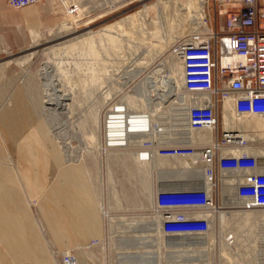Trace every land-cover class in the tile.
<instances>
[{
    "label": "built area",
    "instance_id": "2783aa9c",
    "mask_svg": "<svg viewBox=\"0 0 264 264\" xmlns=\"http://www.w3.org/2000/svg\"><path fill=\"white\" fill-rule=\"evenodd\" d=\"M3 1L23 8L43 0ZM130 2L102 4L120 9ZM67 7L76 13L79 3ZM201 11L203 22L178 35L165 59L181 65L184 125L157 126L151 112L128 108L123 97H110L104 108L103 152L118 154L110 162L121 173L116 183L106 179V196L117 194L122 212L155 218L138 225L144 230L137 237L112 221L106 206L115 264H264V222L221 220L222 213L264 212V0H206ZM154 158L174 164L153 169L148 191L136 164ZM56 264H78L76 250L59 253Z\"/></svg>",
    "mask_w": 264,
    "mask_h": 264
},
{
    "label": "rangeland",
    "instance_id": "374dc122",
    "mask_svg": "<svg viewBox=\"0 0 264 264\" xmlns=\"http://www.w3.org/2000/svg\"><path fill=\"white\" fill-rule=\"evenodd\" d=\"M63 1H68L69 3L70 0H43L41 3L28 6V8L38 16V18L34 21V24H36L34 28L38 32L37 36L32 37L29 30L25 29L24 32L16 36L0 40V62L5 60L10 61L0 70V129L2 131H7L8 135H15L24 129L22 128L23 124L30 120L33 116L43 119L47 122L55 140L61 147L65 159H67L66 153L62 144L59 142L60 140L55 134L51 122L48 117L43 114L41 109L42 105L46 101L44 96L46 92L43 88L49 86V79H47V76L42 74L41 65L45 60L50 61L58 73L60 84L64 85V87L68 89L67 91L70 93L72 98H74L73 104L70 103L72 104L73 113L69 118V129L66 133H68L70 140H72L73 147L75 148L73 155H78V159L76 158L75 161L82 162L87 166V163L83 158L84 154H88L87 157H91V171L88 166L87 169L92 183L97 191L98 199L104 204V206L111 207L110 214H113L115 217L123 216L130 219L134 217L131 215H137L136 213L142 212H135L133 211V208H131L130 211L122 212L119 207V203L116 201L118 198L115 200L113 198L117 196V194L110 200H108V197L106 196L105 185L106 179H109L108 176H110L111 180L115 183L118 182L121 177L118 165L110 162L111 157L117 156L118 154L112 153L111 157L107 159V156L105 153V155L103 154V151L98 153L97 149L94 148V144L89 137L91 125L93 124L91 120L92 110L99 103H102L103 101L106 102H103V108L101 109V123L104 108L110 98L109 97L104 100L106 94H102V88L105 84L108 85V90H111V98L114 96L123 97L128 102L130 94L136 91L137 85H134L138 82L139 78H142L156 63L166 59L168 46L173 39L179 35V33H176L177 31H180L179 27H182L185 24H190V26H192V15L195 12H200V10L194 9L191 13H187L186 15L185 11L187 9L185 7L179 11L176 6L170 5L165 9L160 8L158 13H156L155 8L153 7L145 16L144 26L140 25L139 22L136 23L135 26H128V34H122L117 31L111 32L112 35L119 39L120 46L117 47L115 46V42H111L107 39L108 35L105 33L109 32L108 30H103L106 25L113 23L135 11L141 10V12H144L145 7L150 6L157 0H130L131 2L129 4L120 9L104 5L98 0H78L80 6L75 15L79 16L72 21L73 23L70 21L71 24L69 22L66 27L62 24L65 22L64 19L66 16V5ZM180 1L187 3V0ZM0 7L14 10L17 13L23 12V8L11 7L3 0H0ZM11 17H13V15L8 18L11 19ZM16 18H18V16H16ZM0 30L8 33L9 30H11V26L0 25ZM174 31L177 36L175 34L172 36L175 38L170 35ZM90 32L91 34L94 33L93 45L95 52L92 53L90 48L83 46L81 42L77 43L75 48L71 49L70 46L73 42L79 41L82 38L81 36L86 33L89 34ZM130 34H136L137 37L142 39L140 42H138V39L134 41L135 46H139L138 49L136 47V52L133 49L131 41H126L128 39L133 40L131 36H129ZM77 35L81 36L77 37ZM34 38L40 42L39 45L33 46L32 42ZM120 39H123V41ZM167 40L171 42H168ZM158 41H164L166 43V48H163L164 50H162V52H160L156 57L157 59L155 58L156 60L154 59L151 65L145 69L146 71L142 72L139 77L134 79L132 84L124 87V73L126 70L130 69L129 65L132 64V60L134 58L142 60L140 56H146V58L154 56L155 54L153 53L155 52H152L151 50L152 45L157 44ZM50 45L58 48L55 54L49 53L48 50L50 49ZM43 47L46 48L42 50ZM125 49L127 51H125ZM34 50H36L34 55H32L31 58L25 62L19 63L15 60L17 57ZM131 50H134V54L131 53ZM45 51L48 52V58ZM148 51L150 54H148ZM127 53L130 58H128ZM126 58H128V61ZM177 63L180 64L178 61ZM44 82L47 84L44 85ZM108 90L106 93H108ZM138 98L137 101L136 98H134V105L137 109H140L139 103H142V101ZM172 104L173 103L167 104L163 112L161 111L160 114L162 120L172 122L169 118L173 112L170 109V105ZM174 113H177V111H174ZM177 115L174 116L176 117ZM175 120L177 121L178 119ZM246 121L245 124H248ZM177 123L183 122H176V125H178ZM83 150L86 151V153L82 152ZM88 150L90 154L87 152ZM80 154L82 155L80 156ZM129 155L133 156L131 153H129ZM73 159L74 158L67 160L71 162L74 161ZM108 160L109 162H107ZM156 160L160 162L161 167H164L165 164H174V162L162 159ZM138 166L139 165L136 164V167L141 170ZM92 171L96 176L94 180L92 177ZM152 172L144 173L146 187L148 184L151 185ZM139 199H145V196L140 197ZM148 204L150 203H146V205ZM133 205L136 206V204ZM30 206L33 214L37 217L35 202H31ZM109 223L113 224L111 221H109ZM107 234L108 231L106 236ZM106 236L104 243H100L98 246L96 245L92 247H87L88 243L83 244V246H85V250L81 251L93 258L98 264H115L110 259L113 258L111 255L114 254V248L111 241L109 243V239ZM78 247L80 246H68L66 248L59 249L50 243L48 244V249L53 257L54 264L57 262L59 253ZM126 248L129 247L127 246ZM129 250L134 249L129 248ZM4 264L10 263L8 262Z\"/></svg>",
    "mask_w": 264,
    "mask_h": 264
},
{
    "label": "crops",
    "instance_id": "0c3cea01",
    "mask_svg": "<svg viewBox=\"0 0 264 264\" xmlns=\"http://www.w3.org/2000/svg\"><path fill=\"white\" fill-rule=\"evenodd\" d=\"M65 10L67 13V6ZM37 18L28 7L22 13L0 7V25L11 26L8 33L0 30V40L25 29L37 36ZM32 44L40 42L34 38ZM35 51L15 60L23 63ZM9 62L0 63L5 67ZM41 109L45 114L44 104ZM35 118L26 121L15 135L0 129V264H54L49 243L59 249L81 246L105 237L107 231L87 166L65 159L47 122ZM33 201L37 217L30 206ZM75 249L78 264H98L80 247Z\"/></svg>",
    "mask_w": 264,
    "mask_h": 264
},
{
    "label": "bare ground",
    "instance_id": "6f19581e",
    "mask_svg": "<svg viewBox=\"0 0 264 264\" xmlns=\"http://www.w3.org/2000/svg\"><path fill=\"white\" fill-rule=\"evenodd\" d=\"M71 1L77 2L78 0H70L69 2H71ZM78 3H79V1H78ZM102 3H105V0H102ZM68 4H69L68 1H66V6H68ZM170 5L176 6L179 11L185 7L187 9L185 11L186 15H187V13L188 14L191 13L194 9H198L201 11L202 6H203V0H187V3H184L180 0H157L156 2L151 4L150 6L145 7L144 12H141V10L135 11V12L130 13L127 16H125V17H123V18H121V19H119L113 23L107 24L106 27L103 29V30H108V32H109V33H105L106 35H108L107 39L110 40L111 42H115V46H117V47L120 46L119 39L117 37H115L114 35H112L111 32L117 31V32H121L122 34H128L127 33L128 32L127 31L128 26L129 27L135 26L136 23H138V22L140 23V25L144 26L145 16H146V14H148V12L151 10V8L154 7L156 10V13H158L160 8L165 9V8H168ZM23 8H26V7H23ZM66 14L67 15L64 19L65 22L62 23L64 27H66V25H68V23L70 21L71 22L74 21L75 18H78L77 16H79V15H75L76 13H70V9L68 7H67V13ZM166 15H168V14H166ZM192 16H193V20H192L193 25L190 26V24H185L182 27H179L180 31H177L176 32L177 34L179 33V35H181V34L186 33V31H188V30L190 31V29L193 28L195 22L196 23L197 22L198 23L203 22V20H202L203 13L202 12H198V13L195 12V13H193ZM71 22H70V24H71ZM176 33H175V31L172 32L170 34L171 37H174V36H172L174 34L177 36ZM81 35H82V33H81ZM81 35H77V37H80ZM129 36H131V38L133 40L128 39L126 41H131L133 49L136 52L137 51L136 47L138 49L139 46H135L134 41H136V39H138L139 40L138 42H140L142 39L137 37L136 34L135 35L130 34ZM81 37L82 38L79 41L73 42L71 44V46H70L71 49L75 48V45L77 43L81 42L83 44V46L89 47L92 53L95 52V48L93 45L94 33L93 34H91V32L89 34L86 33L85 35H83ZM171 39H173V38H171ZM171 39H169V40H171ZM120 40L123 41V39H120ZM169 40H167V41L171 42ZM165 46H166V43L164 41H158L157 44L152 45V49L150 48L152 50V52H155V53H153V54H155L154 56H152L150 58L149 57L146 58V56H143V57L140 56V58L142 60H138V59L134 58L132 60V64L129 65L130 69L126 70L124 73L125 74L124 75L125 80H124L123 86L124 87L129 86V84H132V81L134 79L139 77V75H141L142 72L146 71L145 69H147L151 65L153 60L158 56V54L166 48ZM52 47H53V45H50L49 46L50 49L48 51L51 54H55V52L57 51L58 48L57 47L52 48ZM134 50H131V53H133ZM125 51H127V50L125 49ZM133 54H132V56H133ZM148 54H150L149 51H148ZM127 55H128V53H127ZM127 55H126V57H127ZM128 58H130L129 55H128ZM128 58H126L127 61H128ZM168 61H169V65L166 64L165 59L156 63L151 69H149L147 71V73L142 78H139L138 82L134 85V86L137 85L136 91L132 92V94H130L129 101L127 102L125 100V102H126L128 108H136L137 109V107H135V105H134L135 104L134 98H136V101H137V98L139 97L140 100L142 101V103H139L140 110L145 111V112H151V114L153 115L152 119L154 120V123L157 124V126H162L164 128H166L168 126H172L174 129L175 128L174 126H177L178 128H180L181 126L184 125V121H183L184 120V115H183L184 111L180 106L181 98L179 96V93H177L178 92L177 90L181 88V66L174 59L168 58ZM3 66H4V64L0 63V70L3 68ZM42 74L44 76H47V79H49L48 80L49 86L44 87V91L46 92V94H45V100L46 101L44 103L45 115L48 117L49 121L51 122L52 127L55 131V134L58 137V139L60 140L59 142L62 144V147L66 153L67 158L68 159H71V158L76 159L78 155H75V154L73 155L75 148L73 147L72 140H70L68 133H66L67 130L69 129L68 128L69 127L68 124L70 121L69 118H70L71 114L73 113L72 104H73L74 98H72L70 93L67 91L68 89H66L64 87V85L60 84V81L58 78V73L56 72L54 66L50 63V61H46L43 63ZM45 84H47V83L44 82V85ZM134 86H133V88H134ZM109 97H111V90L110 89L108 90V93H106L104 100L109 98ZM70 101H72V102H70ZM103 102H105V101H103ZM103 102L96 105L93 108L92 113H91V120H92L93 124L91 125V131H90L89 137L92 140V142L94 144V148L97 149L98 153L103 151L102 144H101L102 141L100 139V118H101L100 114H101V109L103 108ZM70 103H72V104H70ZM171 103L174 104V105L173 104L170 105V109L173 112L171 113V116L169 118L171 119L172 122H167V121L162 120L160 113H161V111L163 112V110H164V108H166L165 106L167 104H171ZM174 111H177V113H174ZM174 115H177L176 116L177 118ZM175 119H178V120L176 121ZM176 122H183V123H177L178 125H176ZM246 125H248V124H246ZM187 133L190 136H193V134H194L193 132H191L190 134H189V132H187ZM198 136H202V137L205 136L206 138H209L210 133L202 132V133H198ZM136 137H138L140 139L142 138V136L130 135V140L134 141ZM82 152L86 153V151H84V150ZM87 152H89V150ZM82 154H84V153H82ZM82 154H80V156ZM89 154H90V152H89ZM103 154H104V152H103ZM105 154H106L107 159H108L111 157L112 153L111 152H105ZM131 154L133 156H136V154H134V153H131ZM87 155L84 154L83 158L85 159L87 166H88V168H90V171H91L92 160H91V157L90 156L87 157ZM111 158H113V157H111ZM156 159L157 158H154L152 161L146 162V163H144V162L138 163V165H139L138 167L144 173L152 172L153 169H158L161 167L160 162L157 161ZM169 166H171V165L165 164L164 167H169ZM92 177H93V180L96 177L95 174L93 173V171H92ZM146 188L149 191V189H151V185L148 184ZM148 195H149V193H148ZM150 196H151V194H150ZM148 200H149L148 202L151 204V199H149V197H148ZM226 200L228 201L229 198L227 197ZM109 209H110L109 207L104 206V204L101 202L100 210H101L103 217L107 214L109 215V213H108ZM109 218L114 220V222L119 226L125 225L126 227L124 228V230L133 232L132 235L137 236V237H140L141 231L144 230V229H140L138 227V225L142 224V223H149L153 219H155L152 217L147 218L146 216H134L130 219H127L123 216L115 217L113 214L110 215ZM221 220L223 223H226L227 221H229V222L234 221V222H236V224L241 223V222H246L248 220H254V221H256V220L261 221L262 220V222H264V212H260V213L246 212V213H243L242 215H239L236 213H233V214L222 213L221 214ZM262 227L264 228V225ZM117 246H119L118 249L120 251V247L122 245H117Z\"/></svg>",
    "mask_w": 264,
    "mask_h": 264
}]
</instances>
